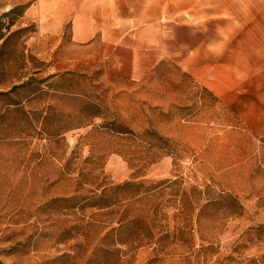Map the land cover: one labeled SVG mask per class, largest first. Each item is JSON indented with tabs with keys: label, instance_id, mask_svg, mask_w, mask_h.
Returning <instances> with one entry per match:
<instances>
[{
	"label": "rangeland",
	"instance_id": "374dc122",
	"mask_svg": "<svg viewBox=\"0 0 264 264\" xmlns=\"http://www.w3.org/2000/svg\"><path fill=\"white\" fill-rule=\"evenodd\" d=\"M33 30L0 42V264H264V139L171 62L142 84L65 70ZM110 157L147 193L73 208L122 184Z\"/></svg>",
	"mask_w": 264,
	"mask_h": 264
},
{
	"label": "crops",
	"instance_id": "0c3cea01",
	"mask_svg": "<svg viewBox=\"0 0 264 264\" xmlns=\"http://www.w3.org/2000/svg\"><path fill=\"white\" fill-rule=\"evenodd\" d=\"M19 5L30 44L73 54L65 70L142 84L171 62L264 139V0H0V11ZM108 172L114 183L132 176L118 157Z\"/></svg>",
	"mask_w": 264,
	"mask_h": 264
},
{
	"label": "trees",
	"instance_id": "16d2710c",
	"mask_svg": "<svg viewBox=\"0 0 264 264\" xmlns=\"http://www.w3.org/2000/svg\"><path fill=\"white\" fill-rule=\"evenodd\" d=\"M27 5H19L11 10H9L7 13H4L0 16V42L3 41L6 37V34L4 31L10 33L12 28L17 24L19 19L24 15V12L26 10ZM10 19L9 22H6L5 20ZM33 26H30V28ZM25 30V29H24ZM23 29L17 30L13 33H11L10 37L16 36L17 34L21 33ZM7 40H5L4 43H6ZM37 73V72H35ZM20 77V78H19ZM17 80L21 81L23 77L19 76ZM32 81L35 79H31ZM21 86H15L16 89H19ZM13 92V90L11 91ZM2 95V93H0ZM212 95V94H211ZM215 101L219 103V100L217 97L212 95ZM116 133H129L128 131H122V130H114ZM149 135L153 136L157 141H160L163 143V147L159 145H155V147L162 148L165 150L169 155H174L176 151L175 147H173V143L170 140H164L162 137L158 136L156 133H148ZM133 190L135 196L131 198L140 197L147 193L148 187L143 182L133 180L128 182H123L122 184H118L115 186H112L110 188L103 189L102 193L100 195H95L92 197H76L72 199H68L69 202H75L72 206L73 208L79 207V208H97V209H109L113 206H115L118 203V200L114 199V197L120 192L125 190ZM124 228V225H120L118 229H111L107 234L106 237L111 235L115 231H121Z\"/></svg>",
	"mask_w": 264,
	"mask_h": 264
}]
</instances>
